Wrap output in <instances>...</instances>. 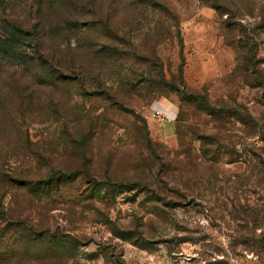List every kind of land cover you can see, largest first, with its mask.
<instances>
[{
	"label": "rangeland",
	"instance_id": "1",
	"mask_svg": "<svg viewBox=\"0 0 264 264\" xmlns=\"http://www.w3.org/2000/svg\"><path fill=\"white\" fill-rule=\"evenodd\" d=\"M263 257L264 0H0V264Z\"/></svg>",
	"mask_w": 264,
	"mask_h": 264
},
{
	"label": "crops",
	"instance_id": "2",
	"mask_svg": "<svg viewBox=\"0 0 264 264\" xmlns=\"http://www.w3.org/2000/svg\"><path fill=\"white\" fill-rule=\"evenodd\" d=\"M169 136V135H168Z\"/></svg>",
	"mask_w": 264,
	"mask_h": 264
},
{
	"label": "trees",
	"instance_id": "3",
	"mask_svg": "<svg viewBox=\"0 0 264 264\" xmlns=\"http://www.w3.org/2000/svg\"><path fill=\"white\" fill-rule=\"evenodd\" d=\"M264 258V257H263Z\"/></svg>",
	"mask_w": 264,
	"mask_h": 264
}]
</instances>
